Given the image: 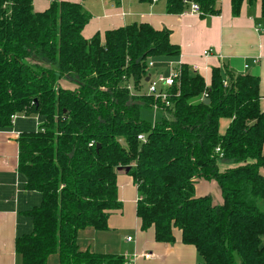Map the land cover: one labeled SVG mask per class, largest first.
<instances>
[{"label": "trees", "instance_id": "1", "mask_svg": "<svg viewBox=\"0 0 264 264\" xmlns=\"http://www.w3.org/2000/svg\"><path fill=\"white\" fill-rule=\"evenodd\" d=\"M44 1L48 8L36 12L34 0H0V129L15 117L43 118L17 139V171L25 189L41 196L25 213L31 233L15 240L21 264H45L53 254L59 264H124L122 257L80 252L76 245L80 230H107L109 212L121 208L119 168L137 188L140 229L152 227L155 242L172 244L178 230L199 264H264L258 78L212 69L206 86L181 65L165 106L143 88L149 60L179 56L168 31L141 23L85 40L90 16L80 4ZM165 1L169 15L192 3L201 16L217 13L216 0ZM244 1L231 0L233 15ZM154 107L165 116L143 121L140 110ZM222 119L230 121L223 135ZM220 162L231 167L220 171ZM196 180L214 181L222 203L196 198Z\"/></svg>", "mask_w": 264, "mask_h": 264}, {"label": "crops", "instance_id": "2", "mask_svg": "<svg viewBox=\"0 0 264 264\" xmlns=\"http://www.w3.org/2000/svg\"><path fill=\"white\" fill-rule=\"evenodd\" d=\"M61 1L80 4L89 14L81 33L85 40L95 34L103 38L107 31L141 23L156 31H168L169 42L179 48V56L149 60L148 63H153L151 75L168 76L170 70L179 71L181 65H186L203 78L206 86L210 85L212 69H219L222 74L258 78L259 107L264 113V19L259 0L251 5L245 0L237 15L232 14L231 0L216 1L217 13L207 16L190 14L188 9L179 15H169L165 0ZM48 5L44 0L33 2L36 12L44 11ZM42 123L43 118L38 116H20L14 118L10 128L0 129V264H21L20 256L15 253V240L31 233L32 222L25 213L41 203L40 194L27 191L25 178L17 171V139L22 133L36 131ZM229 123L220 120V134L225 133ZM218 165L220 171L231 167L221 162ZM116 185L121 208L109 212L107 230L85 228L77 233L80 252L119 256L124 264H199L195 248L182 244L180 231H173L172 244H163L155 242L152 227L140 229L136 216L137 188L126 169L117 170ZM194 194L196 198L210 196L214 203H222L214 181L196 180ZM261 245L264 247V235ZM45 264H59L58 255H50Z\"/></svg>", "mask_w": 264, "mask_h": 264}, {"label": "built area", "instance_id": "3", "mask_svg": "<svg viewBox=\"0 0 264 264\" xmlns=\"http://www.w3.org/2000/svg\"><path fill=\"white\" fill-rule=\"evenodd\" d=\"M155 1V0H154ZM217 2L221 0H216ZM188 13L193 15H199L200 10L199 7L196 4H189L188 6ZM204 55H208V53H204ZM171 67V65H170ZM153 68V63L149 62L147 63V67L145 69V74L147 75V83H146V91L145 93L147 95L152 96L153 98L163 102L165 106H169V90L174 86L175 81L178 79L180 72L178 70H170L168 76H164L162 74H156L151 75L150 70ZM246 68V67H245ZM155 108V107H154ZM138 140L144 142V137L139 136ZM215 152L219 155L221 158V153L219 152V149H216ZM127 241H130V238L126 239ZM148 258V256H147Z\"/></svg>", "mask_w": 264, "mask_h": 264}, {"label": "rangeland", "instance_id": "4", "mask_svg": "<svg viewBox=\"0 0 264 264\" xmlns=\"http://www.w3.org/2000/svg\"><path fill=\"white\" fill-rule=\"evenodd\" d=\"M169 66L170 64H168V68ZM164 116L165 114L162 112V110L157 108H143L142 110H140V118L147 123H154L155 121L162 119Z\"/></svg>", "mask_w": 264, "mask_h": 264}, {"label": "water", "instance_id": "5", "mask_svg": "<svg viewBox=\"0 0 264 264\" xmlns=\"http://www.w3.org/2000/svg\"><path fill=\"white\" fill-rule=\"evenodd\" d=\"M147 81H148V79L145 80V82H147ZM202 102H203V104H208V103H209V100L204 98V99L202 100ZM119 143L122 144V140H119ZM97 149H98V146L96 147V150H97Z\"/></svg>", "mask_w": 264, "mask_h": 264}]
</instances>
